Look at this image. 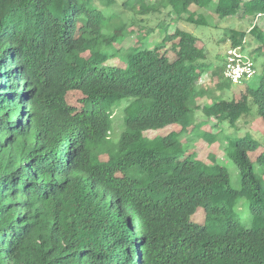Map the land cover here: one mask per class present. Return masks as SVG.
Masks as SVG:
<instances>
[{
  "label": "trees",
  "instance_id": "obj_1",
  "mask_svg": "<svg viewBox=\"0 0 264 264\" xmlns=\"http://www.w3.org/2000/svg\"><path fill=\"white\" fill-rule=\"evenodd\" d=\"M100 1L106 9L94 0H0V264H264V148L253 160L260 147L248 134L227 143L233 188L225 166L185 152L173 131L144 134L175 123L188 130L197 109L234 125L254 105L264 124V76L224 99L223 64L211 66L198 37L169 32V23L157 24L162 38L152 46L153 29L139 32L124 66L105 65L126 26L106 30L104 11L118 14L113 0ZM125 4L194 26L209 25L208 13L246 18L247 29L226 27L222 41L242 50L249 36L264 54V0ZM204 96L210 105L197 104ZM240 200L246 222L235 212Z\"/></svg>",
  "mask_w": 264,
  "mask_h": 264
},
{
  "label": "rangeland",
  "instance_id": "obj_2",
  "mask_svg": "<svg viewBox=\"0 0 264 264\" xmlns=\"http://www.w3.org/2000/svg\"><path fill=\"white\" fill-rule=\"evenodd\" d=\"M127 1L125 6L127 8L132 6L133 0H113V4L110 6V10L116 12L118 16L116 18L111 17L109 11H104V23L106 25V30L111 29L113 26H118L120 24H125L126 30H116L115 41L113 45L107 48L108 55L103 64L105 65H118L124 66L122 62L126 55L131 52V48L138 46L139 42L137 41V35L139 32L144 34L148 29L152 28L153 32L148 36L147 46H152L156 41H160L162 38L163 27L157 26V24L169 23V32L173 31L175 27H180L192 34L196 35L199 39V45H203L207 50L206 62L211 64V66H221L224 64V54L226 49L229 46L228 41H222L223 31L226 27H234L236 29L248 28V19H242L240 17L234 16L231 18H225L219 20L214 13H208L206 15L207 22L209 25L206 26H194L183 20H174L166 16L165 12L162 13H153V14H134L129 10L125 9L122 6V3ZM98 8L106 9L107 4L100 0H94ZM190 9L195 12H200L202 9L191 4ZM203 11V10H202ZM262 26V25H261ZM129 30H132L129 33ZM259 44L257 40H252L249 36L245 38V44L242 47V53L251 58L255 67V74L248 80L240 83L233 84L228 80H225L229 89H225V98L224 99H238L239 90L243 85H255L258 83L261 76H264V54L260 50L253 48ZM131 47V48H129ZM170 47V45H168ZM167 47V48H168ZM169 56L172 58L173 55L169 52ZM209 73V72H208ZM207 74V72H205ZM204 74V75H205ZM201 82L209 83L210 79L207 77H202ZM214 83L216 78L211 79ZM211 82V83H212ZM216 84H211L213 88V96L219 94L220 91L215 87ZM211 97V96H210ZM210 97H202L197 100V104H211ZM69 100L78 104V99H81V95L78 92H70L68 95ZM210 99V100H209ZM127 101V98L123 101ZM123 104V105H124ZM121 105V107L123 106ZM119 113L114 114V134L116 133L115 138L118 137V131L122 129L120 125L121 121L119 118ZM194 124L191 125L188 130L180 131L179 124H169L157 129H149L144 134L149 137L155 135H165L170 131H173L185 152H190L193 156L204 159L207 163L216 161L219 164L225 166L229 174V182L233 188L239 187V175L237 168L235 167L233 161L229 155L228 142L240 135H247L250 138H253L259 145L260 148L250 153L251 158L254 160L257 155L264 148V136L263 129L264 124L261 121V118L253 119V115L256 114V107L254 105L250 106V111L246 116L240 118L234 125H230L228 121H217V118L207 117L201 109L192 111ZM121 128V129H120ZM207 132H216V139L210 143L205 137ZM255 171L258 172V167L255 166ZM235 212L239 214L240 221L246 222L248 220V207L245 200H240L235 206ZM194 220L200 222L202 220V213L200 210L194 215Z\"/></svg>",
  "mask_w": 264,
  "mask_h": 264
},
{
  "label": "built area",
  "instance_id": "obj_3",
  "mask_svg": "<svg viewBox=\"0 0 264 264\" xmlns=\"http://www.w3.org/2000/svg\"><path fill=\"white\" fill-rule=\"evenodd\" d=\"M258 15H261L260 13ZM256 70L253 61L238 47H228L224 54L223 76L231 83L238 84L250 78Z\"/></svg>",
  "mask_w": 264,
  "mask_h": 264
}]
</instances>
